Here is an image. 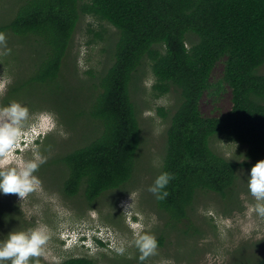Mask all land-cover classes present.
I'll use <instances>...</instances> for the list:
<instances>
[{"label":"trees","instance_id":"1","mask_svg":"<svg viewBox=\"0 0 264 264\" xmlns=\"http://www.w3.org/2000/svg\"><path fill=\"white\" fill-rule=\"evenodd\" d=\"M84 15L107 21L119 36L100 76L74 82L65 69ZM0 32L30 39L37 59L27 79L19 75L10 86L0 107L18 101L30 86L65 92L73 104V109L54 108L66 116L60 122L80 135L59 157L65 166L59 189L68 198L81 196L79 204L111 195L134 178L144 140L136 94L146 65L157 97L178 94L174 110L158 108L169 126L156 177L167 172L174 179L165 189L168 196H155L152 204L167 228L183 224L189 233L203 197L234 200L239 169L264 160V0H22ZM220 62L219 84L231 89L233 106L227 115L205 116L201 100L213 93L212 74ZM78 127L85 129L79 133ZM218 137L240 143L245 158L221 154L215 148ZM116 256H69L60 264H147L151 259L141 262L140 252ZM246 264H264V255Z\"/></svg>","mask_w":264,"mask_h":264},{"label":"rangeland","instance_id":"2","mask_svg":"<svg viewBox=\"0 0 264 264\" xmlns=\"http://www.w3.org/2000/svg\"><path fill=\"white\" fill-rule=\"evenodd\" d=\"M21 2L0 0V26L12 20ZM118 34L117 28L107 21L91 15L82 16L68 55L66 77L69 80L74 78V82L98 78L105 65L112 60L111 42L115 43ZM6 37L11 52L0 54V85L3 86L0 89V104L19 75L21 80L27 79L37 60L30 39L13 35ZM2 52L3 49H0ZM223 68V62L217 64L212 74L213 93L205 94L201 100V111L205 116L227 115L233 106L231 89L219 84ZM260 72L264 74V66ZM154 83L152 69L146 65L141 72L140 90L136 94L144 140L140 165L134 178L125 188L123 186L89 204H79L84 201L81 196L68 198L59 189L65 173V166L59 157L74 148L80 138L67 124L60 122H64L66 116L55 109H73L67 93L61 91V94H56L46 88L30 86L20 95L21 98L15 102L29 108L34 117L32 122L37 130L44 133L36 144L40 154L53 156L35 173L41 180V189L27 200L21 202L14 194L0 195V240L6 239L11 231L47 226L51 231V240L45 255L38 258L45 264H60L69 256L94 259H105L106 255L133 257L139 252L134 244L138 232H148L156 239L162 233L164 235L162 245L158 244L156 254L147 264H246L264 255V218L258 217L253 210L256 201L248 192L246 175L250 169L247 168L239 169L237 197L234 200L224 201L215 194L203 197L197 205L198 217L193 216L194 228L189 233L183 232L186 230L183 224L175 230L166 227V220L161 219L152 204L155 195L148 189L156 179L166 151L169 119H164L158 108L174 110L178 94L172 91L157 97L152 89ZM34 110H38L37 113H33ZM42 113L53 116L56 127L51 131L42 129V122L38 120ZM84 129L78 127L77 132L81 133ZM215 148L228 158H245V147L224 137L216 139ZM15 156L30 159L33 152L30 148L26 153ZM98 231L103 245L91 239ZM76 234L80 238L82 234H89L87 247L75 243ZM119 247L125 248L123 254L117 251Z\"/></svg>","mask_w":264,"mask_h":264},{"label":"clouds","instance_id":"3","mask_svg":"<svg viewBox=\"0 0 264 264\" xmlns=\"http://www.w3.org/2000/svg\"><path fill=\"white\" fill-rule=\"evenodd\" d=\"M0 49H3L0 53L3 55L11 52L3 32H0ZM2 87L0 85V89ZM33 120L29 108L20 102L14 101L0 107V195L14 194L21 202L41 189V180L35 173L48 159L40 154L39 146L36 145L44 133L37 130ZM38 120L42 122L44 131H51L56 127L54 118L49 113L40 114ZM30 148L33 152L32 158L15 156L26 153ZM246 177L248 192L256 201L253 210L258 217L264 218V160L255 163ZM172 179L174 177L171 174L163 172L156 177L148 191L158 200H163L169 194L165 189ZM99 233L100 231L94 233L91 239L102 245L101 242H104L99 238ZM77 236L76 234L75 243L87 247L89 234H82L81 238ZM6 237L0 240V264H39L36 258L45 255L51 240V231L47 226L41 225L28 230L11 231ZM134 244L141 253V262L155 255L158 249L156 237L148 232L136 233ZM117 251L123 254L125 248L119 247Z\"/></svg>","mask_w":264,"mask_h":264}]
</instances>
